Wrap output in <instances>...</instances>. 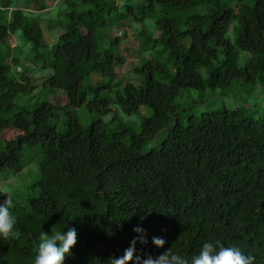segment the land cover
Segmentation results:
<instances>
[{"label":"trees","instance_id":"16d2710c","mask_svg":"<svg viewBox=\"0 0 264 264\" xmlns=\"http://www.w3.org/2000/svg\"><path fill=\"white\" fill-rule=\"evenodd\" d=\"M17 1L0 0V133L20 131L0 140V169L22 171L21 150L36 147L40 177L28 202L13 207L17 235L0 240V264H32L38 235L65 222L77 229V240L64 264H109V256L120 255L136 235L137 224L149 237L148 244L137 243L141 256L170 248L190 260L204 242L219 240L252 256V264H264V115L223 109L183 125L176 104L182 89L263 78L264 0L249 6L246 0L234 6L225 0L123 4L143 24L132 34L140 58L126 79L116 71L126 58L117 31L123 21L112 20L120 9L116 0H62L66 19L55 41L47 38L56 35L54 25L45 35L39 15L48 4L25 0L22 8ZM153 15L157 40L168 53L162 62L141 54L150 40L144 22ZM17 32L29 48L15 46L11 55L7 38ZM241 52L246 57L239 67ZM36 65L50 72L45 82L64 92L66 104L44 99L5 116L36 89ZM113 102L126 114L143 106L153 113L139 133L124 126L110 132L101 116ZM83 104L95 115L87 125L73 110ZM62 109L68 110L59 131L52 120ZM166 129L160 147H148ZM5 197L0 190V203ZM153 235L165 244L153 246Z\"/></svg>","mask_w":264,"mask_h":264},{"label":"rangeland","instance_id":"374dc122","mask_svg":"<svg viewBox=\"0 0 264 264\" xmlns=\"http://www.w3.org/2000/svg\"><path fill=\"white\" fill-rule=\"evenodd\" d=\"M36 1V0H35ZM48 4V8L39 12L42 19V27L44 29L45 35L49 32V25H54V32L49 33L47 38L50 41H55L58 34L62 30V22H65V4H61L62 0H40ZM120 5V9L116 12V16H112V20L115 24H118V19L123 21L122 25L118 28V36L122 40L121 53L126 56L125 62L117 66L116 71L118 74V79L129 78L132 70L138 65L139 55L137 54V49L139 46V41L135 40L133 35L135 34V29L139 30V26L142 27V23L134 22L133 15L127 12L125 5H134L136 1L139 0H116ZM228 1L230 6H234L237 0H225ZM19 6L22 8H27V3L25 0H18ZM244 3V2H242ZM246 6L251 5L250 0H246ZM122 7V8H121ZM201 6L196 9V12H201ZM237 11V8H235ZM137 11V10H136ZM6 17L9 19V12L6 13ZM152 18H147L144 22L147 28L146 37L150 40L145 47L142 48L141 54H144L145 58L148 60H154L156 62L165 61L168 57L167 51L163 50L162 44L157 40L159 37L158 31H156L153 23L156 16H151ZM48 27V28H47ZM146 30V29H145ZM232 36V30L229 32ZM133 34V35H132ZM145 39V38H143ZM7 42L12 49L11 55L14 54V47L19 46V49L26 51L29 48L26 41L19 35V32L11 34L7 38ZM128 48V51H126ZM22 54H25L22 53ZM139 57V58H138ZM246 54L241 52L238 58L237 65L239 67L244 66ZM26 65V63H25ZM32 73L36 79V89L31 95L20 96L16 101L15 108L5 114V116L11 115L18 112L21 109V105L25 103L35 104L37 101H43L44 99L58 100L61 104H66L67 99L63 91H52L48 82H45L50 75V72L46 69H41V65H36L32 67ZM263 78H258L255 83L247 82L244 79H235L228 86L210 88L207 87L203 91L197 90H187L182 89L180 95L176 99V104L180 109L179 119L183 125L187 124L189 117H199L204 113H210L213 111L229 109L234 110L241 108L245 111L248 117H253L254 119L260 118L264 115V73ZM115 92L111 95L115 96ZM71 109V108H70ZM68 109H62L57 112L56 116L52 120V124L56 126L59 131L63 130L65 122V111ZM77 114L79 121L83 125H87L95 117L92 116L87 110L85 104L73 109ZM153 113L152 109L143 106L139 111L132 114L124 113L119 104L112 103L110 109L107 113L101 116L102 121L105 124V128L110 132H118L124 126L129 127L131 131L139 133L141 131V123L144 117L151 116ZM19 130L9 129L4 130L0 133V140H10L15 135L19 134ZM167 129L161 131L156 139L148 144V147H160ZM3 141V142H4ZM124 142H128V136L124 137ZM1 144V142H0ZM146 147V148H148ZM1 149V145H0ZM41 154L39 153V148L24 147L21 150L20 161L22 163L26 162L27 165L20 172H15L13 167H4L0 169V190L7 194H11L13 207L15 204H26L29 196L34 190V184L40 177L39 172V160ZM6 199V197H5ZM4 200L1 202L3 203ZM13 207L10 208V212L13 214ZM50 232V231H49ZM17 232L14 231L12 236H16Z\"/></svg>","mask_w":264,"mask_h":264},{"label":"clouds","instance_id":"9594fccd","mask_svg":"<svg viewBox=\"0 0 264 264\" xmlns=\"http://www.w3.org/2000/svg\"><path fill=\"white\" fill-rule=\"evenodd\" d=\"M12 207L11 194H7L4 202L0 203V240L6 241L14 234L17 217L10 212ZM65 227L66 231L63 230ZM132 231L136 235L130 239L120 255L109 256V264H252L253 261L252 256L245 255L238 247L224 246L219 240L204 242L198 254L193 255L190 260L170 248L155 257L150 254L141 256L137 243L148 244L149 237L141 224L134 225ZM76 240L77 229L67 226L66 222L59 230L41 232L32 264H64L65 257L72 255L71 250ZM150 240L157 248L165 244L161 236L153 235Z\"/></svg>","mask_w":264,"mask_h":264}]
</instances>
